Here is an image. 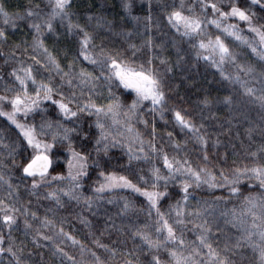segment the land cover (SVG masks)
<instances>
[{
	"label": "snow or ice",
	"instance_id": "snow-or-ice-1",
	"mask_svg": "<svg viewBox=\"0 0 264 264\" xmlns=\"http://www.w3.org/2000/svg\"><path fill=\"white\" fill-rule=\"evenodd\" d=\"M197 7L199 12L196 11ZM71 8V0H47V4L43 7L39 3L31 4L22 13L9 12L0 5V22L5 26L0 27V43L7 41L10 35L7 31L8 27L13 29L18 27L17 21L27 22L28 27L32 29L33 37L30 44L31 54L25 49V54L29 55L32 63L17 59L15 51L9 56L0 53L5 63L9 60L15 61V66L8 73V77L2 78L5 83L0 88L4 93L0 94V117L7 121L5 127H13L18 134L16 141L11 143H4V138L0 137V146L7 150V158L0 160V168L19 167L20 179L25 182L31 179L30 191L33 195L37 194L41 187L51 188L55 183L57 187L49 191L44 198L53 200L57 208L64 206L63 198L67 197L68 201H76L77 204L83 202L86 205L85 210H91L95 201L102 198L101 194L114 192L117 189H125L143 197L148 219L154 220L156 238L153 239L150 234L153 225L133 226L134 230H131L133 242L135 243L138 237L142 245L136 250L125 252L127 258L122 260L121 264H139V259L136 258L137 251L151 257L147 264H162L159 255L161 249L168 252V264H233L226 254L230 250L227 244L223 250L213 245L212 222L207 219L209 214L203 210L202 203L197 201L195 208L190 207V201L194 199L190 189L194 187L199 189L206 185L209 190L226 189L230 197L240 199L242 186L247 181L249 189L258 187L259 195L243 196L239 213L233 210L225 211L222 215L226 223L240 228V236L232 244V249L247 247L256 257L255 264H264V162L254 161L252 166L236 165L230 170L221 168L219 172H215L208 166L206 150L202 157V166H193L190 159L179 156L184 150L180 143L172 141V147L177 150L175 155H169L162 146L157 147L155 123L152 124L151 138L147 141L143 139L141 133L134 127L136 122L148 127L143 109L146 108L154 116L164 119L167 98L160 75L151 67V59L147 61L148 66L143 64L134 66L133 62L124 58L123 53L113 52L104 44L96 45L94 43L96 37L87 30V24L82 26L78 21L72 20ZM121 8L124 15L131 16L133 3L130 0H121ZM151 18L152 9L149 4L147 16L149 24L146 26L149 29ZM164 18L176 38L191 45L197 60L207 62L223 79L239 85L243 95L249 98V103L259 104L260 108L264 109V66L257 74L251 64H238L236 53L225 40V37H230L238 45L246 46L253 55L264 62V0H243V3L241 0H228L226 7L223 6V0H195L191 5H186L184 0H181L178 6L174 5L165 13ZM254 18H258L261 23H255ZM91 19L89 17L88 23ZM132 19L139 21L140 17H132ZM56 20L61 22V26L66 24L70 36L79 37L78 52L74 60L69 62L67 70L61 66L57 56L49 50L43 39L45 31L50 33L54 31ZM233 20L242 22L247 27V31L253 34V38L250 39L245 35L237 23L230 22ZM209 25L218 30L214 38L208 35ZM97 27H104L100 19H97ZM144 44L151 50L153 47L151 35ZM129 47L137 46L130 44ZM83 62L91 65L92 71L84 67L77 71V63ZM161 63L165 61L162 59ZM226 64L231 65L236 70V74L226 72ZM36 65L39 67H35ZM97 69L100 75H94ZM44 72L48 73L47 77L44 76ZM52 73L60 77L59 82H54ZM240 73L244 77L256 76L260 79L262 87L257 89L249 86V81L243 79ZM101 77L103 85L108 88L106 103H97L93 99ZM65 84L69 89H73L70 94L66 92ZM76 89H79L81 96L87 90L88 99L78 100ZM113 89L121 90L119 95ZM129 98H131L130 102H128ZM201 102L205 105L210 103L207 97ZM223 102L230 105L232 100L230 97H225ZM49 105L54 106L55 117L50 119L42 117L39 125L29 122L30 116L34 121V114L46 113ZM171 111L176 125L182 132L186 130L185 136L190 134L189 139L194 140L201 149H204L207 140L206 134L200 133L202 125L194 123L182 110ZM84 116L95 117L92 124L96 131L84 133L77 148L74 147L73 133L79 135L83 131L80 124ZM92 124L89 125L90 128ZM167 135L169 138L173 136L172 132H168ZM58 146L65 151L66 174L61 171L53 175L58 159L53 150ZM118 147L126 150L129 165L134 160L146 162L156 160L162 163V167L153 163L148 169V174L141 172L134 182L126 175L101 168L98 159L93 158V151L97 157L100 153L107 156L111 149ZM260 151L264 152V147ZM250 155L255 158L257 154L253 152ZM17 156H21L19 164ZM8 158L11 159L10 165ZM89 161L99 169V179L92 185L94 196H85L80 191L82 181L90 176ZM0 183L8 185L11 196L13 185L5 180L3 174H0ZM172 184L178 185L177 195L180 198L175 204H170L167 211H162V202L171 199L169 185ZM224 199L227 198L217 196L213 203ZM108 202L113 201L110 198ZM207 203V201L203 202V204ZM130 207V202L124 199L119 215H126ZM48 211L54 210L49 208ZM18 212L25 217L24 229L25 235H28L32 227L27 219L29 209L18 208L5 200H0V228H7L10 234L13 226L17 224ZM31 216L34 220L37 219L36 212L33 211ZM78 219L85 226L88 225L85 217L79 216ZM62 224L63 221L59 231H55V222L45 215L39 220L32 242L40 246V240L52 241L55 247L54 254L65 257L69 264H83L60 248L53 236L41 231V229H52L54 236L60 238V243L71 242L73 246L79 245L81 255L87 252L91 257L89 264H107V260L96 251L64 231ZM187 224H192L194 241L185 238ZM4 240L5 237L0 235V254H7L11 258L8 264H26L22 249L14 246L11 235L8 237L9 243L6 248L2 246ZM92 243L110 254L112 258L117 255L116 248H110L98 238H94ZM235 254L233 251V255ZM61 264H65V261L61 260Z\"/></svg>",
	"mask_w": 264,
	"mask_h": 264
},
{
	"label": "trees",
	"instance_id": "trees-1",
	"mask_svg": "<svg viewBox=\"0 0 264 264\" xmlns=\"http://www.w3.org/2000/svg\"><path fill=\"white\" fill-rule=\"evenodd\" d=\"M130 2L133 3L131 16L123 14L121 0H71V11L74 22L78 21L82 26L87 24V30L96 37L94 41L96 45L104 44L113 52L123 53L124 58L133 62L134 66L141 64L148 66L147 61L151 59V67L160 75L167 98L164 119H161L160 116H154L146 108L143 109L148 127L146 128L144 124L139 122L134 123L135 129L141 133L142 138L146 141L151 138L152 124L155 123L157 147L162 146L169 155H175L177 150L172 147V141L180 143L184 150L179 153V156L190 159L193 166H202V157L206 150L208 166L215 172H219L221 168L230 170L236 165L240 167L252 166L254 161L255 163L264 162V152L260 151L264 147V109H261L259 104L249 103V98L243 95L239 85L223 79L220 73L207 62L197 60L191 45L187 42H181L167 26V21L164 18L165 13L170 11L174 5L178 6L181 0H130ZM37 3L43 7L47 4V0H0V5H3L9 12L19 13H22L31 4ZM184 3L191 5L195 3V0H184ZM241 3H243V0H241ZM149 4H151L152 9L150 29L146 27L149 24L147 19ZM227 5L228 0H223V6L226 7ZM196 11L199 12L198 7ZM208 11L211 12L210 9ZM137 16L140 17L139 21L132 19V17ZM89 17L92 18L90 23H88ZM97 19H100L104 27H97ZM230 22L237 23L245 35L250 39L253 38V34L247 31V27L242 22L235 20ZM254 22L261 23L258 18H254ZM17 25L18 27L15 29L7 28L10 35L6 42L0 43V53L9 56L15 51L17 59L32 63L29 55L25 54V49H27L28 54L32 52L30 47L33 38L32 29L24 21H17ZM0 27H5L2 22H0ZM207 32L208 35L214 38L218 30L209 25ZM149 35H151L153 43L151 50L144 44ZM43 39L49 50L57 56L61 66L67 70L69 62L74 60L78 52L77 41L79 37L70 36L66 24L61 26V22L56 20L54 21V31L51 33L45 31ZM225 40L236 53L238 64H251L256 73H260L264 62L253 55L246 46L238 45L230 37H225ZM130 44L137 47L131 48L129 47ZM162 59L165 63H161ZM13 66H15L14 60L5 63L4 58L0 57V88L5 83L2 78L8 77V73L11 72ZM35 67L38 68L39 66L36 65ZM81 67L92 71V66L87 62L77 63L76 70L79 71ZM225 71L236 74V70L231 65L226 64ZM43 74L45 77L48 76L47 72ZM94 75H100L98 69ZM240 75L243 79L249 81V86L257 89L262 87L260 79L256 76L244 77L242 73ZM52 76L54 82H59V76H56L55 73H52ZM102 80L101 77V82L97 83L95 90L96 95L93 96L97 103L107 102L108 88L103 85ZM64 87L69 94L73 91V89L67 87V84ZM75 91L78 100L86 101L88 99L87 90L82 96L79 89ZM113 91L119 95L121 90L113 89ZM0 94L4 93L0 91ZM205 97L210 101L208 105L201 102ZM225 97L231 98L232 103L230 105L223 102ZM130 100L131 98L128 99V102ZM173 109L182 110L194 123L202 125L200 133L202 135L206 134L207 140L204 149H201V146L194 140L189 139L190 134L185 136L186 130L182 132L176 125L171 111ZM55 116L54 106L49 105L46 113L34 114V121L32 116L28 119L29 122H35L39 125L42 117L50 119ZM94 120L95 117H83L80 124L83 131L79 135L73 133L74 147H79L80 137L84 133H95L96 129L92 124ZM90 124H92L91 128L89 127ZM5 125H7V121L0 117V137L4 138L3 142L16 141L18 134L15 129L11 126L5 127ZM168 132H172V138L168 137ZM48 139H51V137H48ZM53 151L58 158L53 175L61 171L66 173L64 149L58 146ZM253 152L257 154L255 158L250 155ZM92 155L93 158L98 159L101 168L126 175L134 182L141 172L148 174V169L153 163H157L158 166L162 167V163L156 160L147 162L134 160L129 165L126 150L119 147L111 149L107 156L100 153L97 157L94 151ZM21 156H17L18 164ZM5 158H7V150L0 146V160ZM8 164H11L10 158H8ZM89 167L91 169L90 176L82 181L80 191L85 196H94L92 185L95 180L99 179V169L95 168L91 161H89ZM0 174H3L5 180L13 185L10 196L8 185L0 183V200L14 204L18 208L27 207L29 209L27 219L32 227L29 229L28 235H25V217L19 212L16 213L17 224L13 226L10 234L7 228H0V235L5 237L2 246L7 247L8 237L11 235V242L14 246L22 249V256L26 264H61V260H64L65 264H69L65 257L54 254L55 247H53L52 241L40 240V246L32 242L35 230L39 226V220L44 218L45 215L55 222V231H59L61 221H63L64 231L69 232L88 248L96 251L98 255L107 260V264H121L122 260L127 258L124 255L125 252L136 250L139 245H142L138 237L135 239V243L133 242L131 237V230H134L133 226L153 225L150 234L153 239L156 238L154 220L149 221L148 219L146 203L130 192L118 190L105 192L101 194L102 198L95 201L91 210H85L86 205L83 202L77 204L76 201H68L67 197H64V206L57 208L53 200L44 198L49 191L57 187L55 183L52 184L51 188L41 187L37 194L33 195L30 191L31 179L26 182L22 181L19 167L15 169L10 167L0 168ZM252 183L255 185L254 181ZM247 185L248 182L245 181L240 199L230 197L226 189L209 190L206 185L199 189L195 187L190 189L194 197L190 201V207L195 208L197 201L202 203L203 210L209 214L207 219L212 222L213 245L223 250L227 244L230 250L226 254L233 264H255L256 262V257L249 248L232 249V244L240 236V228L238 226L234 227L231 223H226L225 217L222 215L225 211L231 212L233 210L239 213L243 196L259 195L260 190L258 187L249 189ZM169 191L171 192V199H165L162 202V211H167L169 205L175 204L177 199L180 198L177 195L179 192L178 185H169ZM217 196H223L227 199L213 203ZM110 198L113 201L112 203L108 202ZM124 199L130 202L131 207L126 215L121 216L119 213L123 208ZM204 201L208 203L203 204ZM49 208L54 211H48ZM33 211L37 214L35 220L31 216ZM79 216L87 219V226L80 222ZM186 228L187 230L184 233L186 240L194 241L195 234L192 230V224H187ZM41 231L53 236L55 243L73 256L76 261L89 264L90 255L87 252L81 255L79 245L73 246L71 242L60 243V238L54 236V230L52 229H41ZM94 238L100 239L110 248H116L117 255L112 258L103 249L97 248L92 243ZM233 251H235V255H233ZM159 255L162 258V264H168L167 250L161 249ZM136 258L139 259V264H147V261L151 259L150 256H146L145 253L139 251L136 252ZM10 259L7 254H0V264H8Z\"/></svg>",
	"mask_w": 264,
	"mask_h": 264
},
{
	"label": "rangeland",
	"instance_id": "rangeland-1",
	"mask_svg": "<svg viewBox=\"0 0 264 264\" xmlns=\"http://www.w3.org/2000/svg\"><path fill=\"white\" fill-rule=\"evenodd\" d=\"M66 174V173H65ZM118 191H126V192H129L128 190H125V189H117ZM131 193V192H130ZM133 195L137 196V197H140L134 193H132ZM141 199H143V197H140Z\"/></svg>",
	"mask_w": 264,
	"mask_h": 264
}]
</instances>
